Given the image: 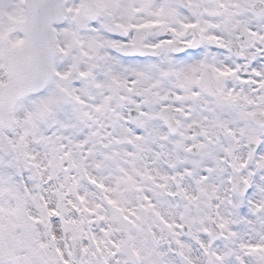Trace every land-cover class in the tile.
Here are the masks:
<instances>
[{"label":"snow or ice","instance_id":"snow-or-ice-1","mask_svg":"<svg viewBox=\"0 0 264 264\" xmlns=\"http://www.w3.org/2000/svg\"><path fill=\"white\" fill-rule=\"evenodd\" d=\"M0 264H264V0H0Z\"/></svg>","mask_w":264,"mask_h":264}]
</instances>
